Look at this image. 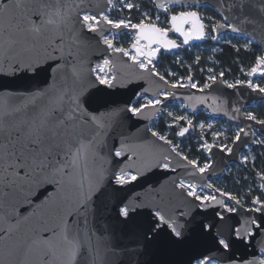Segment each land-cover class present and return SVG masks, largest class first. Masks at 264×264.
I'll return each mask as SVG.
<instances>
[{
  "label": "snow or ice",
  "instance_id": "1",
  "mask_svg": "<svg viewBox=\"0 0 264 264\" xmlns=\"http://www.w3.org/2000/svg\"><path fill=\"white\" fill-rule=\"evenodd\" d=\"M152 7L145 11L132 0H0V80L28 84L24 91L0 85V264H153L154 251L167 257L158 264H264V168L255 172L258 184L235 191L211 182L218 179L213 149L232 157L241 144L264 148V115L247 110L237 95L247 89L264 99V83L230 81L224 68L200 69L208 75L196 81L190 69L199 67V55L187 76L157 67L162 50L219 44L231 32L244 43L225 40L224 47L237 56L250 52L246 77L264 80V47L253 48L257 39L264 45V0H216L215 16L201 12V0ZM114 32L132 34L127 47ZM149 79L162 85L154 95L137 88L135 103L112 99L110 89ZM221 89L235 99L208 110L237 126L229 136L208 122L212 142L197 138L203 160L154 127L119 131L129 120L154 123L166 115V128H179L176 137L197 124L203 132L195 112L174 115L166 106L184 99L181 90H197L201 97L187 99L207 104L203 94ZM257 156L249 150L238 159L254 166ZM138 185L144 193L131 195ZM38 208L40 214L28 211ZM249 246L260 255L237 259L234 250Z\"/></svg>",
  "mask_w": 264,
  "mask_h": 264
},
{
  "label": "water",
  "instance_id": "2",
  "mask_svg": "<svg viewBox=\"0 0 264 264\" xmlns=\"http://www.w3.org/2000/svg\"><path fill=\"white\" fill-rule=\"evenodd\" d=\"M154 2H162V0H153ZM201 2L209 7H211L212 9H214V5L216 4V0H201ZM130 33V32H129ZM226 34H232V35H236L233 34L231 32H226L224 35ZM170 37L172 39H177V42L180 43L178 40L181 39L179 38V34L178 33H173L170 34ZM196 43H201L199 41L194 42V44ZM255 43L259 44L260 46L264 47V45H262L260 43V41L257 39L255 41ZM188 47V46H185ZM101 50H102V46H101ZM99 51V50H98ZM164 51V50H163ZM112 58V57H110ZM118 59V58H117ZM91 61H92V66L95 65V63L97 62V58L96 55H93L91 57ZM125 72L127 73H134V69L128 68V69H124ZM143 85L142 88H140V85ZM0 85H3L5 89L9 90V91H24L26 90V88L28 87V84L26 82H21V81H11L9 79H2L0 80ZM162 87L161 83L158 80L155 79H149L146 81H134L133 84L129 85L127 88H118V89H110L109 91H112L114 93H116V95H114L112 97V99L120 101L122 104L127 101L130 97H133V90L139 88L140 91H143L144 89H151V92L148 93L149 96H152L155 94L156 91H158V89ZM182 95L184 97V99L182 100L183 102H185L188 106V108L191 111H196L198 108H204L205 110L209 111V113H211L214 116H219V117H224L226 118V120L230 123L236 124V122H233L230 120L229 116L225 115L224 112H218V113H212L210 110H208V105H212L214 107H218V106H222L223 105V100L227 99L229 100V102L231 103L232 100L235 99V96L231 95L232 90H219V91H214V92H206L203 95L208 97L207 100V104H203L200 101H189L187 99V97L189 95L194 96V97H201V93L198 92L197 90H181ZM237 95L243 96L244 97V101H245V107L248 108L252 105H256L261 101H264V99H262L258 94H254V93H250L249 90L247 89H241L237 92ZM217 97H220V99H217ZM136 98L133 97V101ZM175 101H173L172 103H174ZM170 103V104H172ZM168 104V105H170ZM151 122L147 121V120H129L126 122L124 128L120 129L119 131H123L126 134H132L136 132L137 128H144L145 125L150 127ZM257 133L260 134V129L257 126ZM146 139H151L150 136H146ZM136 143H142V141H136ZM254 144L248 143V144H241L237 149H236V156H232L229 157L227 155H221L219 152H217L215 149H213V152L216 153L215 156H213V159L217 160V165H216V175L219 177L223 176L227 167L230 164H239L240 160L238 159V156L241 155V153L248 147V146H252ZM162 171V170H160ZM160 178L159 176L154 177L149 183L152 186H155L156 180ZM214 179V178H213ZM48 193H52L55 191L54 186H48L47 188ZM144 193V189L142 187H140L139 185L137 187H135L134 189H132L131 195L135 196L136 194H142ZM37 203H39V201H37ZM28 211H35L37 214H40L42 212L41 209H29ZM26 214V213H25ZM3 249V245H0V250ZM235 256L237 259H239L240 257H246V258H252L253 255L255 256H259L260 253L258 251L257 248L249 246V247H237L235 250ZM166 255L162 252V251H154V253L152 255H150L148 257L149 260H151L153 262V264H158L159 261L166 259Z\"/></svg>",
  "mask_w": 264,
  "mask_h": 264
},
{
  "label": "rangeland",
  "instance_id": "3",
  "mask_svg": "<svg viewBox=\"0 0 264 264\" xmlns=\"http://www.w3.org/2000/svg\"><path fill=\"white\" fill-rule=\"evenodd\" d=\"M133 2V0H132ZM154 2V1H153ZM134 3V2H133ZM145 11H152L151 9H145ZM132 15V14H131ZM139 15V14H138ZM137 15V16H138ZM163 19V16L161 17ZM114 35H116L117 40L123 44L125 47L128 46V44L130 43V40L132 38V34L129 32H121V33H113ZM229 34H226L222 37L220 42H224L225 40H232L233 42H237L239 41V43H244V39L245 37L243 35L236 36V39H231L228 36ZM232 35V34H230ZM179 42H181V39L178 40ZM255 43V42H254ZM262 46H260L261 48ZM187 48V52L191 53L193 55L192 59H189V56H185L183 52H181V49L170 52L176 55L177 59H181L183 61V64L185 67L182 68H188V66L192 65L195 61V57L197 55H199L201 57V61H203L204 63L202 64L200 69H208V68H214L215 71L219 72L221 70V65L220 63H218L215 59V53L219 50V44H216V42H214L211 45H200L199 47H194V45L192 46H188ZM215 48V52L209 51V49ZM168 53L166 51H163L161 53ZM212 60H215V64L212 63ZM200 61V64H201ZM241 69H243V73L241 72ZM240 72H241V77H236V74H231L229 75L227 78L231 81L235 78H239V79H245V78H249V79H254L255 82H259V83H263V81L261 80V78L259 77H246V73L250 70L246 69L244 67H241ZM191 72L194 74V79L196 81H200L199 77L196 75V70L194 67H191ZM171 72H174L172 70H169ZM178 75L180 76H186L182 73H178L176 72ZM199 73H201V71H199ZM204 76L206 77L208 75L207 71L203 72ZM150 97V96H149ZM137 99V98H136ZM136 99L133 101V103L136 102ZM142 102V101H141ZM138 106V105H137ZM166 111H172L174 115H184V116H189L192 117L193 111H191L187 104L183 101H175L174 103L167 105L166 106ZM251 111V110H249ZM196 114L194 117H192L194 119V123L196 122H205V130L202 132L197 124V127L195 128V130L190 131V133L186 134L185 137L180 138V137H176L174 136V133L179 131V128H173V129H167L166 128V124L167 123H171V120L169 117H167L166 115L163 116V118L160 117H156L154 120V123L151 122L150 127H154L156 130H162L164 131L165 134H167L169 136L170 139H173V142L176 144H179L182 148H184L186 151H190V147H186V144L189 142L190 139H193L194 142H197V138L200 136H204L206 137L209 142L211 143V133L210 131L207 129V123L211 122L213 123L214 127L211 131H216L217 129H223L227 132V135L231 136V131H229L230 129H234L237 124H233L230 123L226 120V118L224 117H219V116H214L211 113H209V111L205 110L204 108H198L196 111H194ZM210 117H215V119H208ZM162 122V125H161ZM187 126L186 124H184L183 122L180 124V127H184ZM257 136L259 137L260 134L257 133ZM230 142V141H229ZM256 147V150H255ZM199 149V146H198ZM260 147L257 145H252V146H248L241 154L247 155L249 154V150L251 151V153L253 154H257V152H260L261 154H264V148L262 150H259ZM207 155V153H206ZM262 168H264V165L261 164L260 162V166L257 165H242L241 162L239 164H230L225 173L224 174H238V170L241 169H248L247 173L245 174L244 177H246V181L248 184H253V182L255 181V179L260 182L258 180V178H254V175L256 171L261 170ZM238 178V176H237ZM212 183L217 184V186L223 185L224 187L226 186L225 181L223 179V176L219 177L218 179L214 178L211 180Z\"/></svg>",
  "mask_w": 264,
  "mask_h": 264
},
{
  "label": "trees",
  "instance_id": "4",
  "mask_svg": "<svg viewBox=\"0 0 264 264\" xmlns=\"http://www.w3.org/2000/svg\"><path fill=\"white\" fill-rule=\"evenodd\" d=\"M134 3H140L143 6V9H151L152 11H155V9L152 7L153 6V0H133ZM202 13H206L208 16H215L216 13L214 11V9H212L211 7L207 6V7H202L201 9ZM126 14V13H125ZM133 17H136L139 12L137 11H133L132 13ZM217 19H219V17H216ZM226 37H229L231 39H236V36L234 35H228ZM214 42L212 41H207V42H201V43H196L194 44V47H199L200 45H211ZM233 43H237V42H233ZM242 44V43H241ZM253 48L257 50V52L260 49V45L257 43H253ZM181 52L184 53L185 56H189V59L193 58V55L189 52H187V48H181ZM215 59L218 63H220L221 67L224 69H229L231 71V74H236V77H241V72L240 69L241 67H244L246 69H249L250 66L252 65V63L254 62V57L250 52H241L239 54V56L236 55V53L233 51V49L228 48V47H224V42H220L219 43V50L215 53ZM177 61V57L175 54L173 53H161L159 58H158V62H157V67L158 69L163 73L165 71V69L168 70H172L174 72H178V73H182L184 75H188V70L187 68H182L180 66L177 65L176 63ZM204 62L201 61V64H199V67H194L196 70V75L199 77L200 82H203L204 80V74L203 73H199L200 68L202 66ZM262 80V79H261ZM264 83V80H262ZM247 110H251V111H255L258 113V115H264V101L259 102L256 105H252L250 107L247 108ZM162 125V122H161ZM190 147V153L191 156L197 157L200 160H203L207 155L206 153H202L199 149H198V144L197 142H194L193 139H190L189 142L186 144V147ZM263 148L260 147L259 150H262ZM256 150V147H255ZM258 156H257V160L255 162V165L260 166V162L261 164L264 165V154H261L260 152H257ZM248 169H241L238 170V174H224L223 175V179L225 181L226 184V188L228 189H232V190H237L238 188V184H248L246 180H242L241 178L245 176V174L247 173ZM255 173V172H254ZM238 176V178H237ZM255 178V175H254ZM234 181H236L237 183H234ZM255 183H259L256 179L254 181ZM253 182V183H254ZM255 194H259V192H256Z\"/></svg>",
  "mask_w": 264,
  "mask_h": 264
}]
</instances>
